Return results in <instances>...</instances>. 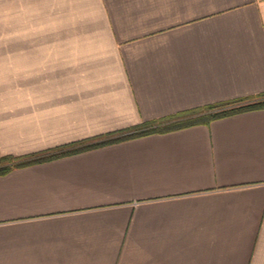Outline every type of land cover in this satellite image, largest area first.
Returning <instances> with one entry per match:
<instances>
[{
  "label": "crops",
  "instance_id": "1",
  "mask_svg": "<svg viewBox=\"0 0 264 264\" xmlns=\"http://www.w3.org/2000/svg\"><path fill=\"white\" fill-rule=\"evenodd\" d=\"M262 93L264 0H0V156ZM0 264H264V108L1 174Z\"/></svg>",
  "mask_w": 264,
  "mask_h": 264
},
{
  "label": "trees",
  "instance_id": "2",
  "mask_svg": "<svg viewBox=\"0 0 264 264\" xmlns=\"http://www.w3.org/2000/svg\"><path fill=\"white\" fill-rule=\"evenodd\" d=\"M263 108L264 93L255 97L234 99L230 101L209 104L202 107L181 111L175 115L165 117L163 119L144 122L142 124L135 125L132 127L120 129L99 136L90 137L74 143L61 145L59 147L44 151L43 153L48 152V154L42 156L43 158L38 157L39 153L25 156H0V175L6 174L15 167H21L32 162L38 161L40 159L51 157L56 153L85 150L104 143L115 142L128 137L150 134L153 132H164L199 123L209 124L211 121L218 118H222L243 111ZM191 115H193V117H191Z\"/></svg>",
  "mask_w": 264,
  "mask_h": 264
},
{
  "label": "rangeland",
  "instance_id": "3",
  "mask_svg": "<svg viewBox=\"0 0 264 264\" xmlns=\"http://www.w3.org/2000/svg\"><path fill=\"white\" fill-rule=\"evenodd\" d=\"M197 115V114H196ZM191 117H193V115H191Z\"/></svg>",
  "mask_w": 264,
  "mask_h": 264
}]
</instances>
